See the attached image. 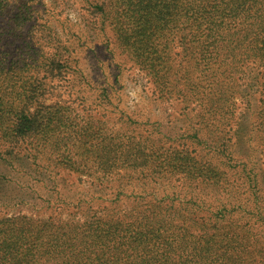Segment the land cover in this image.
Masks as SVG:
<instances>
[{"label": "rangeland", "instance_id": "374dc122", "mask_svg": "<svg viewBox=\"0 0 264 264\" xmlns=\"http://www.w3.org/2000/svg\"><path fill=\"white\" fill-rule=\"evenodd\" d=\"M22 4L31 20L4 27L7 10ZM93 4L9 0L0 14V64L32 86L31 111L42 104L40 118H54L51 132L19 143L12 166L0 158V219L82 223L102 217L103 209L130 208L145 183L146 193L167 198L168 211L195 217L183 234L210 241L208 264H264V149L259 135L249 134L252 118L245 109L247 100L257 105L252 77L259 70L248 65L238 74L232 102L239 134L234 129V138L233 124H225L222 139L231 140V150L222 157L214 151L223 142L218 117H209L198 101L158 93L146 66L120 46L113 25L102 28ZM171 47L174 56L179 50ZM43 61L54 65L44 69ZM5 145L0 137V153ZM180 156L216 173L193 180L162 162L179 165L173 160Z\"/></svg>", "mask_w": 264, "mask_h": 264}, {"label": "trees", "instance_id": "16d2710c", "mask_svg": "<svg viewBox=\"0 0 264 264\" xmlns=\"http://www.w3.org/2000/svg\"><path fill=\"white\" fill-rule=\"evenodd\" d=\"M94 2L90 9L102 17V28L113 25L120 46L146 66L158 93H173L187 103L200 102L203 112L218 117L216 131L222 141L227 122L233 124L231 131L237 139L234 129L239 122L232 99L238 93V74L255 65L259 72L252 80L259 98L256 107L247 100L245 109L252 118L249 134L259 135L264 149V0ZM7 7L9 0H0V14ZM11 7L3 19L4 27L12 24L18 29L31 20L26 4ZM172 44L179 50L174 56L170 54ZM53 65L54 61L42 63L44 69ZM12 73L0 64V137L6 144L0 158L5 166L15 162L19 143L29 135L51 132L54 120L48 115L40 118L37 113L42 104L31 111L36 101L32 86L20 83V76L15 79ZM224 141L214 149L222 157L231 150V140ZM176 161L181 163L162 162L193 180L216 173L187 157L174 158ZM141 188L130 208L103 209L102 217H84L82 223L73 222L74 218L0 219V264H208L213 257L207 246L210 241L183 234L186 222L196 224L195 217L187 218L179 209L168 211L166 197L146 193L145 183ZM173 226H180V231L174 233Z\"/></svg>", "mask_w": 264, "mask_h": 264}]
</instances>
